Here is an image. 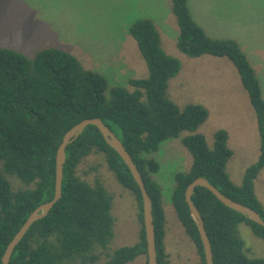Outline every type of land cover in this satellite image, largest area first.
<instances>
[{"label":"trees","instance_id":"trees-1","mask_svg":"<svg viewBox=\"0 0 264 264\" xmlns=\"http://www.w3.org/2000/svg\"><path fill=\"white\" fill-rule=\"evenodd\" d=\"M179 29L177 47L190 58L205 55L226 58L236 68L257 115L260 156L236 185L228 173L234 153L229 133L219 130L210 149L196 133L209 119L201 104L180 108L169 95L181 61L165 49L161 31L152 18L134 22L129 34L137 43L148 76L131 79L126 86L110 87L101 73L87 69L71 53L58 48L32 57L0 47V264L5 251L30 215L51 202L56 191V156L64 136L87 119L100 118L120 139L144 180L152 200L158 264H175L166 251V215L163 189L153 177L160 171L152 157L161 144L182 140L193 157L188 172L174 176L173 205L186 235L206 264L204 245L186 202V191L198 178L206 179L223 195L256 210L264 220V205L255 180L264 169V97L260 80L241 44L211 37L194 18L189 0H170ZM102 155L117 183L137 198L141 224L137 244L110 251L115 236L114 196L100 177L94 184L78 170L83 160ZM97 170V167L94 168ZM192 200L199 210L211 243L214 264H264V257L249 259L239 226H249L264 241V227L225 206L208 189L197 187ZM129 264L140 257L148 264L143 196L130 169L95 126L66 148L62 198L49 215L34 223L18 244L9 264Z\"/></svg>","mask_w":264,"mask_h":264},{"label":"rangeland","instance_id":"rangeland-1","mask_svg":"<svg viewBox=\"0 0 264 264\" xmlns=\"http://www.w3.org/2000/svg\"><path fill=\"white\" fill-rule=\"evenodd\" d=\"M195 20L218 39L237 40L260 80L264 97V0H189ZM170 0H0V47L32 57L35 52L58 48L76 56L87 69L103 74L110 87L126 86L131 79L148 76L131 25L142 18L156 21L166 51L182 63L171 80L169 95L180 108L201 104L209 119L196 133L204 135L210 149L219 130L229 133L234 155L227 169L241 185L246 170L260 156L257 115L250 104L235 66L226 58L205 55L190 58L177 47L179 29ZM163 142L152 154L160 164L153 177L163 189L166 215V251L175 264H200L194 244L182 227L173 205L177 172H188L193 157L183 146L189 136ZM97 167V170L94 168ZM79 176L94 184L100 177L114 196L115 236L110 251L133 246L140 240V207L132 192L122 188L108 170L102 155L85 158ZM257 197L264 205V169L255 180ZM240 235L249 259L264 257V241L242 224ZM106 255L101 256L103 264ZM129 264H146L140 257Z\"/></svg>","mask_w":264,"mask_h":264},{"label":"water","instance_id":"water-1","mask_svg":"<svg viewBox=\"0 0 264 264\" xmlns=\"http://www.w3.org/2000/svg\"><path fill=\"white\" fill-rule=\"evenodd\" d=\"M88 126H95L102 133L106 143L113 148L123 159L125 164L130 169L136 183L141 189L143 196V213H144V227H145V236L148 245V264H158L157 260V249L155 242V226L154 219L152 213V200L149 196L142 175L137 168L135 162L132 157L125 149L123 143L116 136V134L102 121L100 118L87 119L73 127L63 138V142L61 143L57 156H56V191L55 197L51 202L42 204L39 206L29 217V219L25 222L21 230L15 235L13 240L8 245L5 254L2 258V264H9L11 258L17 248L18 244L25 237L31 226L38 222L39 220L44 219L49 215L54 206L59 202L62 198V182L64 176V166L66 163V148L68 145L72 144L75 140H77L85 131ZM197 187H203L211 191L217 198L220 200L225 206L228 208L242 214L244 217L248 218L250 221L263 226L264 220L260 216V214L247 206H244L238 202L231 200L230 198L223 195L216 187L210 184L204 178L196 179L192 184H190L186 191V202L190 208L191 216L199 230L204 250L206 256V264H214L213 253L210 240L208 238L205 224L203 218L196 208L192 197L194 191Z\"/></svg>","mask_w":264,"mask_h":264}]
</instances>
